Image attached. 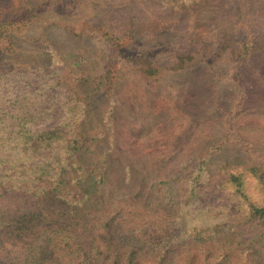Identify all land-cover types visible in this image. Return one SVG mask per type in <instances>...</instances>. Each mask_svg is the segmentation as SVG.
<instances>
[{
    "label": "trees",
    "instance_id": "1",
    "mask_svg": "<svg viewBox=\"0 0 264 264\" xmlns=\"http://www.w3.org/2000/svg\"><path fill=\"white\" fill-rule=\"evenodd\" d=\"M78 1L0 0V57H14L0 62V264H192L196 245L222 239L236 240L239 258L257 264L253 256L264 252V162L212 170L209 156L227 143L215 144L140 187L136 195L144 189V200L126 202L125 183L111 175L108 154L97 152L103 133L84 118L96 96L130 88V78L157 81L164 70L214 61L232 69L259 47L195 26L165 41L172 45L160 55L161 47L124 44L129 30L86 26L65 30L100 42L99 73L58 59L45 40L38 63L21 62L18 45L38 14H67ZM125 166L116 175L145 170ZM217 247L218 264H227L230 249Z\"/></svg>",
    "mask_w": 264,
    "mask_h": 264
},
{
    "label": "rangeland",
    "instance_id": "2",
    "mask_svg": "<svg viewBox=\"0 0 264 264\" xmlns=\"http://www.w3.org/2000/svg\"><path fill=\"white\" fill-rule=\"evenodd\" d=\"M86 26L129 30L124 44L161 47L160 55L172 45L165 41L195 26L212 36L224 31L259 47L244 65L232 69L216 61L192 63L179 71L164 70L157 81L130 78V88L93 99L84 121L91 131L103 133L97 152L108 154L111 175L125 183L126 202L144 200V189L136 195L140 187L170 176L189 154L208 152L215 144L227 143L209 156L212 170L224 164L239 168L264 162V0H79L70 13L38 14L24 31L27 40L18 45L19 60L36 62L46 50L45 40L56 49L58 59L68 64L79 60L90 75L99 73L100 42L86 35L72 37L65 30ZM11 58L0 57V62ZM123 165L145 170L130 176L125 169L116 175ZM149 208L156 209L153 203ZM222 240L196 245L198 257L192 264H218L220 244L230 249L227 264H247L234 248L236 240L229 244ZM209 252V262L202 260ZM263 253L253 256L257 264H264Z\"/></svg>",
    "mask_w": 264,
    "mask_h": 264
}]
</instances>
